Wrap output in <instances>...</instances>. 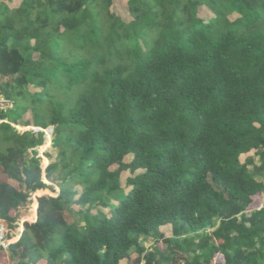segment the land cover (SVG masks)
I'll use <instances>...</instances> for the list:
<instances>
[{"label":"trees","instance_id":"obj_1","mask_svg":"<svg viewBox=\"0 0 264 264\" xmlns=\"http://www.w3.org/2000/svg\"><path fill=\"white\" fill-rule=\"evenodd\" d=\"M10 1L0 167L20 187L0 181V221L60 188L38 198L13 264H264V206L248 212L264 193V0H128L130 21L114 0Z\"/></svg>","mask_w":264,"mask_h":264},{"label":"rangeland","instance_id":"obj_2","mask_svg":"<svg viewBox=\"0 0 264 264\" xmlns=\"http://www.w3.org/2000/svg\"><path fill=\"white\" fill-rule=\"evenodd\" d=\"M20 0H12L10 2H8L11 6H17L19 4ZM112 10L113 12H115L116 14L122 16L126 21H130L131 20V15L129 13V6H128V0H114L113 6H112ZM199 16L202 17L204 20H209L213 15V13L211 12V10L205 6H202L199 9ZM239 15L238 14H232L230 15V18L232 20L236 19ZM40 89H35V88H31L32 92L35 91H39ZM0 106L2 108H7V107H11V103L5 101L4 99L1 98L0 100ZM24 120H32V113L31 110L28 111L25 116H24ZM16 128L19 131H27V130H42L40 128H36L34 126H22V125H16ZM53 130H54V126H50V128L44 129V133H45V142L43 145H41L40 147H38L39 150V156L42 158V166H43V170H45V168L47 167V165L50 163V160L46 157V153H49L53 156V160L56 159L57 156V149L52 147V139H53ZM254 152H251L248 155H252L253 156ZM248 155H244L242 156V159L244 160V158ZM132 159V156H128L125 160L127 162H129ZM255 161L257 164H259V157H255ZM117 165H114L112 167V169L116 168ZM250 172L254 173L257 175V177L259 179H263L262 178V174L257 172L253 166L249 167ZM131 176V173L129 171H124L121 175V186L125 191H128L130 188L127 185V178ZM45 182H47L48 184L51 185V183L44 177ZM0 181H9L12 184H14L17 187H20V182L13 180L11 178H9L7 176V174L4 172L3 168L0 167ZM23 188H25V185L23 186ZM79 188V187H77ZM43 191V192H42ZM60 192V188L58 186H54V189H47V190H39L35 193H33L30 196V202L25 206L22 207L17 215H18V220H17V225L16 227H18L19 229H23V223L24 221L28 220L30 222H32V220L36 217V210L38 209V198L40 196H44V195H49V196H57ZM264 206V193L259 194L257 196L254 197L253 199V204L252 206L248 209V212L251 210H255V209H259L261 207ZM79 206L75 207V211L79 210ZM103 209V208H102ZM106 213L109 212L108 209H103ZM96 209H93V213H96ZM162 230L168 235L170 236L171 234V227L170 226H166L163 227ZM16 241V239H14ZM13 240V242H15ZM60 238H56V242H59ZM144 244L150 249L153 246V241L151 239L148 238H144L143 239ZM10 258L9 256V252L8 249H1L0 250V264H13V261L8 260L7 258ZM136 255H133L131 260H123L120 264H131L132 262L135 261ZM222 259V257H219V260ZM186 257H184L183 255H179L176 260L175 263L180 264V263H185Z\"/></svg>","mask_w":264,"mask_h":264},{"label":"built area","instance_id":"obj_3","mask_svg":"<svg viewBox=\"0 0 264 264\" xmlns=\"http://www.w3.org/2000/svg\"><path fill=\"white\" fill-rule=\"evenodd\" d=\"M22 230L18 227H9L6 223L0 221V247L8 249L14 239L18 240L21 237Z\"/></svg>","mask_w":264,"mask_h":264},{"label":"crops","instance_id":"obj_4","mask_svg":"<svg viewBox=\"0 0 264 264\" xmlns=\"http://www.w3.org/2000/svg\"><path fill=\"white\" fill-rule=\"evenodd\" d=\"M20 1H21V0H20ZM19 4H20V2H19ZM19 4H18V5H19ZM9 5H10V4H9ZM18 5H17V6H18ZM37 210H38V209H37ZM37 210H36V213H35V214H36V217L32 220V222H34V221L37 219ZM1 249H2V248H1ZM1 249H0V250H1ZM7 259H8V260H11V258H9V257H8ZM11 261H12V260H11ZM38 264H45V262H44V261H40Z\"/></svg>","mask_w":264,"mask_h":264},{"label":"water","instance_id":"obj_5","mask_svg":"<svg viewBox=\"0 0 264 264\" xmlns=\"http://www.w3.org/2000/svg\"><path fill=\"white\" fill-rule=\"evenodd\" d=\"M50 128V127H49Z\"/></svg>","mask_w":264,"mask_h":264}]
</instances>
